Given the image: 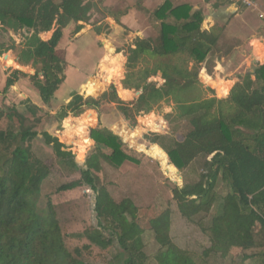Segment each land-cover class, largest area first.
I'll return each instance as SVG.
<instances>
[{"label": "trees", "instance_id": "16d2710c", "mask_svg": "<svg viewBox=\"0 0 264 264\" xmlns=\"http://www.w3.org/2000/svg\"><path fill=\"white\" fill-rule=\"evenodd\" d=\"M93 7L86 0H0V25L15 33L21 29L29 33L17 53L18 62H9L18 64L19 69L24 66L35 69L29 79L44 104L50 105L64 79L62 61L53 51L54 44L69 24L87 22ZM152 15L160 34L152 40L139 39L130 49L126 65L132 68L143 53L152 58H174L176 63L127 72L125 86L141 89L133 101L120 103L112 86L97 99L73 93L55 113L56 118L62 120L69 114L78 115L96 108L92 101L97 105L118 103L121 114L130 120L152 111L163 97L174 91L173 87L182 90L192 87L198 73L196 67L189 69V63L204 61L217 45L220 34L202 29V11L193 10L186 2L174 4L165 0ZM111 17L119 19L116 14ZM54 26L57 30L52 38L42 41L39 34ZM160 70L165 87L156 88L155 82L141 86L143 80ZM176 72L184 84L177 81ZM17 74L16 71L15 77ZM12 83V77L8 76L5 88ZM232 83L218 89L221 96L229 97L228 101L232 102L228 112L211 113L213 105H220L226 98H211L196 104L190 103L189 98L177 99L180 116L191 117L193 129L182 140H171L169 144L161 134L153 133L150 140L166 152L180 172L198 158L205 160V171L196 182L181 187L173 185L171 189L180 216L190 222L198 217L195 223L208 238L209 246L201 253L180 248L174 242L170 235L169 208L139 207L129 197L115 201L101 182L103 164L119 171L125 162L139 166L140 161L118 134L108 127L92 128L89 145L95 141L108 152L94 148L84 166H79L73 153L62 149L64 144L57 137L46 131L41 133L64 166L80 173L78 179L61 184L56 191L86 186L94 193L96 225L81 234L89 242L82 249H90L91 244L106 250L116 243L126 255L124 264H142V236L151 231L159 246L154 255L157 264H215L211 257L225 258L233 248L241 249V262L249 259L251 264H264V64L256 68L253 79L247 78L237 86ZM211 89L214 90L212 86ZM124 91L130 95L128 90ZM21 104L24 107L21 111L16 105L0 106V264H95L81 259L80 248L70 249L66 245L52 202L47 201L44 207L39 205L42 183L50 175L47 164L31 147L39 134L37 113L42 109L25 100ZM218 181L227 188L224 194L215 189ZM209 214L211 217L205 223L204 217ZM255 248L260 251L248 253Z\"/></svg>", "mask_w": 264, "mask_h": 264}, {"label": "rangeland", "instance_id": "374dc122", "mask_svg": "<svg viewBox=\"0 0 264 264\" xmlns=\"http://www.w3.org/2000/svg\"><path fill=\"white\" fill-rule=\"evenodd\" d=\"M86 1L94 4L90 19L87 22L71 23L63 28L61 38L53 46L54 53L62 61L64 79L51 98L50 105L43 103L39 97L40 94L29 79V75L34 74L35 69L30 66L19 69L20 66L14 63L18 62L17 53L24 41L23 38L29 33L25 29L15 33L9 27L0 25V50H2V53L0 52V106L16 105L21 111L24 110L21 103L25 100L37 104L42 109L37 113L40 117V123L36 127L39 134L32 140L31 147L34 154L47 164L50 175L42 183L39 205L44 207L47 201L52 202L66 245L70 249L80 248L82 260L95 264H124L126 255L116 243L106 250L91 244L90 249H82L89 242L81 234L85 229L96 225L94 193L86 186L66 192L56 191L61 184L78 179L80 173L77 169L64 166L61 159L54 154L51 145H47L41 135L43 131L48 132L57 137L64 144L63 148L72 152L74 157L86 160L87 155L94 148L108 152L103 146L96 145L95 141L91 140L90 145L88 143L92 128L108 127L122 138L140 161L138 167L131 162H125L120 171L103 164L100 180L107 186L113 199L119 201L123 197H129L139 207L151 205L158 210L169 208L171 210L170 235L174 242L180 248L201 253L209 246L208 238L195 223L198 217L190 222L180 216L176 203L172 199L171 189L173 185L181 187L185 183L196 182L200 174L205 171V160L198 158L186 171L180 172L169 161L166 152L150 140L153 133L161 134L166 136L164 142L169 144L171 140H182L187 132L193 129L192 118L180 116L181 110L176 102L177 99L189 98L190 103L196 104L211 98L217 100L226 98L227 101H223L220 105L214 104L211 113L216 115L219 111L228 112L232 105V102L228 101L229 97L217 94L220 93L218 89L224 84L227 85L228 81L224 83L223 77L218 80L214 75L215 60L221 61L225 54L230 57L234 54V60L232 58L227 61V64L230 66L229 70L235 67L238 70L234 71V77H231L229 83L233 82V86H237L247 78L250 79L256 68L264 63L261 61L264 57V38L261 39L258 34L259 27L264 29L263 18L258 16L257 9L244 10L243 22L234 21L230 28L226 27L225 32L220 34L217 46L211 50L204 61L189 63V69L196 67L199 75L198 80L192 83V87L188 90L173 87L174 91L163 97L152 111L142 112L129 120L125 119L119 111L118 103L108 102L97 105L91 101L96 108L86 109L78 115L69 114L66 118L59 120L55 117V113L72 98L73 93L80 94L86 99L93 97L97 99L104 91L111 90L112 86L120 103L130 102L140 95L141 89L136 90L125 86L124 79L127 72L132 70L142 72L146 67L151 68L156 64L164 67L165 63H176L174 58L157 56L152 58L143 53L132 68L126 65L130 49L136 46L139 39L152 40L160 34L159 25L153 19L152 13L165 0ZM171 1L174 4L186 2L192 5L193 10H201L205 19L204 25L207 21H218L221 24L225 17L222 13L226 11L232 13L230 10L232 6L221 4L216 0H210L211 3L207 0ZM262 4L264 6V3ZM261 10L263 11L264 7ZM124 11L126 15L120 17L118 22L111 17L113 14ZM206 25L209 26V24ZM56 30L57 27L54 26L50 31L40 33L39 37L42 41H48ZM249 43H251L250 47L245 48ZM253 47L257 48L256 54ZM145 49L147 50V47ZM258 53L261 58L258 57ZM10 60L14 62H9ZM178 69L184 71L182 68ZM16 71L18 74L15 77ZM203 74L212 75L214 78L211 81ZM175 75L177 81L184 84L182 76L178 72ZM8 76L12 77L13 83L5 88ZM149 82H155L156 88L165 87L161 70L156 75H150L143 80L141 86ZM211 86L217 90L214 91ZM124 90H128L130 95ZM79 148L84 151L81 157L78 156ZM215 189L220 194H224L227 188L218 181ZM210 215L204 217L205 223L209 221ZM142 239L144 243L142 264H157L154 255L159 246L153 232L146 231ZM258 251L260 248H255L248 253ZM240 256L241 249L233 248L225 258L211 257L210 261L215 264H251L249 259L241 262Z\"/></svg>", "mask_w": 264, "mask_h": 264}, {"label": "crops", "instance_id": "0c3cea01", "mask_svg": "<svg viewBox=\"0 0 264 264\" xmlns=\"http://www.w3.org/2000/svg\"><path fill=\"white\" fill-rule=\"evenodd\" d=\"M216 1H219V2H221V4H227V5H230V6H232L231 7V11H232V13H227V11L225 12V13H222V15H224L225 17L222 19V23L221 24H219L218 23V21L217 22H211V21H207L206 23H205V25H204V21H203V24H202V29L205 27L208 31H213L214 33L216 32V33H218V35L219 34H223L224 32H225V29H226V27L227 28H230V25L235 21V22H243V19H244V10H247L249 7H243V6H240L238 3H229V2H226V1H224V0H216ZM256 1V3H257V5L259 6L257 9H259V10H261L264 6H263V4L262 3H264V0H255ZM207 2H209V3H211L210 2V0H207ZM206 6H207V4H206ZM249 10V9H248ZM253 10H256L255 8H253ZM257 11V13H259V11L258 10H256ZM262 11V10H261ZM264 11V10H263ZM262 11V12H263ZM264 13V12H263ZM116 15H118L119 16V19H120V17H122L123 15H126V14H123V15H121L120 13H116ZM258 16H259V14H258ZM116 22H118L119 21V19L118 20H116L114 17H112ZM205 20V19H204ZM263 21H264V19H262ZM206 24H209V26L207 27V25ZM227 24V25H226ZM236 24V23H235ZM204 25V26H203ZM260 28V30L258 31V34L260 35L259 37L261 38V39H263L264 38V29H263V27H262V29H261V27H259ZM252 36V35H251ZM260 41V40H259ZM218 42H219V40H218ZM218 44V43H217ZM250 44L251 43H249V45L247 46H245V48H249L250 47ZM217 46V45H216ZM252 46H253V44H252ZM253 48H255V47H253ZM257 48H255V50H254V53L257 51L256 50ZM258 52V51H257ZM224 53V52H223ZM226 53V52H225ZM224 53V54H225ZM256 54V53H255ZM234 57V54L230 57V56H227L226 54H225V56L224 57H222L221 58V61H219V60H215V65H216V68H213L214 69V75L216 76V78L218 79V80H221V77H223V79L225 80H222L224 83L225 82H227V83H229V81H230V79H231V77H234V71L235 70H238V68L237 67H235V69H231V70H229V64H227V61H230L232 58ZM256 57V56H255ZM258 57L259 58H261L260 56H259V53H258ZM257 58V57H256ZM258 59V58H257ZM263 59H264V57H263ZM233 60H234V58H233ZM264 64V63H263ZM213 65H214V62H213ZM262 65V64H261ZM198 73V72H197ZM254 74H253V76L251 77V79H253L254 78V75H255V71L253 72ZM200 74H202V73H200ZM199 76V75H198ZM203 76H205L207 79H209V80H213V76L212 75H207V74H203ZM228 79H227V78ZM211 81H209V82H211ZM239 80L237 79V82H238ZM224 83H222V84H224ZM226 83V84H227ZM217 89H218V84H217ZM216 89V90H217ZM215 89H214V91H216ZM37 91V90H36ZM38 92V91H37ZM217 94H220V93H217ZM40 97V96H39Z\"/></svg>", "mask_w": 264, "mask_h": 264}, {"label": "built area", "instance_id": "2783aa9c", "mask_svg": "<svg viewBox=\"0 0 264 264\" xmlns=\"http://www.w3.org/2000/svg\"><path fill=\"white\" fill-rule=\"evenodd\" d=\"M224 1L229 3H238L240 6L243 7L255 8V9L259 7L255 0H224ZM257 10L259 11V17L264 19V13L259 9Z\"/></svg>", "mask_w": 264, "mask_h": 264}, {"label": "water", "instance_id": "95a60500", "mask_svg": "<svg viewBox=\"0 0 264 264\" xmlns=\"http://www.w3.org/2000/svg\"><path fill=\"white\" fill-rule=\"evenodd\" d=\"M63 150H66L65 148H62ZM75 162H76V164L77 165H83V164H85V159H82V158H78V157H75Z\"/></svg>", "mask_w": 264, "mask_h": 264}, {"label": "bare ground", "instance_id": "6f19581e", "mask_svg": "<svg viewBox=\"0 0 264 264\" xmlns=\"http://www.w3.org/2000/svg\"><path fill=\"white\" fill-rule=\"evenodd\" d=\"M83 153H84L83 149L79 148V151H78L79 155L78 156L81 157V155H83Z\"/></svg>", "mask_w": 264, "mask_h": 264}]
</instances>
